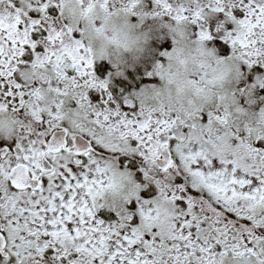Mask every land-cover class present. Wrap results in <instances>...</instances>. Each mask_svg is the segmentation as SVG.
<instances>
[{"label": "snow or ice", "instance_id": "obj_1", "mask_svg": "<svg viewBox=\"0 0 264 264\" xmlns=\"http://www.w3.org/2000/svg\"><path fill=\"white\" fill-rule=\"evenodd\" d=\"M118 16L171 37L126 95ZM0 264H264V0H0Z\"/></svg>", "mask_w": 264, "mask_h": 264}, {"label": "clouds", "instance_id": "obj_2", "mask_svg": "<svg viewBox=\"0 0 264 264\" xmlns=\"http://www.w3.org/2000/svg\"><path fill=\"white\" fill-rule=\"evenodd\" d=\"M88 39L98 57L121 62L123 59L142 55L148 37L140 30L139 26L133 25L129 19L118 16L101 19L99 31L96 27H91ZM173 64L174 67L171 70L164 69L166 81L171 80L173 87L182 94L186 91L184 64L181 63L178 67L175 66L176 61ZM120 183V179L117 178L109 188V194L116 192Z\"/></svg>", "mask_w": 264, "mask_h": 264}, {"label": "flooded vegetation", "instance_id": "obj_3", "mask_svg": "<svg viewBox=\"0 0 264 264\" xmlns=\"http://www.w3.org/2000/svg\"><path fill=\"white\" fill-rule=\"evenodd\" d=\"M150 5L151 0H144L145 10H150ZM129 21L133 22L131 18ZM164 22L166 21L146 20L140 26V30L146 33L148 37L145 51L142 55L121 60L119 67L124 72V76L115 79L114 87L117 94H130L156 82L154 78L150 79L147 73L159 59L160 45L167 41L168 45L171 46V37L167 29L162 27ZM135 23H139L138 18ZM101 63L106 70L104 75H107L108 71H115L107 61ZM125 84L130 85L126 90L123 87Z\"/></svg>", "mask_w": 264, "mask_h": 264}]
</instances>
